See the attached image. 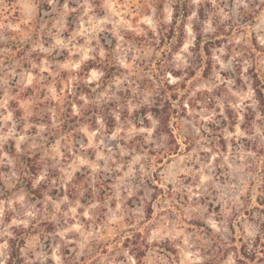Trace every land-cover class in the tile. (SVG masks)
I'll use <instances>...</instances> for the list:
<instances>
[{
	"label": "rangeland",
	"instance_id": "obj_1",
	"mask_svg": "<svg viewBox=\"0 0 264 264\" xmlns=\"http://www.w3.org/2000/svg\"><path fill=\"white\" fill-rule=\"evenodd\" d=\"M188 1L0 0V264H264V0Z\"/></svg>",
	"mask_w": 264,
	"mask_h": 264
},
{
	"label": "trees",
	"instance_id": "obj_2",
	"mask_svg": "<svg viewBox=\"0 0 264 264\" xmlns=\"http://www.w3.org/2000/svg\"><path fill=\"white\" fill-rule=\"evenodd\" d=\"M189 6H190L189 1L184 0V2L180 3V5H177L176 8L179 12V10H181L182 7V9L184 10V15L187 16L189 15L188 13L190 10ZM200 44L201 43L198 42V46H200ZM206 52L210 54L209 49H206ZM91 64L93 63H90L86 68H84V71H89L90 69L96 67V65H91ZM104 71H106V68H104ZM102 83L103 84L105 83L104 80ZM94 86H96L95 83L81 82L80 84H76V87L68 93V100L65 105L66 110L63 115V123L61 127L56 131L55 135L60 133L63 129L66 128L74 129L75 127L78 126L80 121L96 122L98 115H101L102 118L104 119L108 118L109 116V119L108 121H106V124L110 128L115 127L116 118L114 115H112V113H110L111 110L110 106L114 105V101H110L111 103H107V100L99 102L95 96V93L99 91V89L93 90L91 87ZM255 92L257 96L256 99L259 101L260 104L264 105V92L259 87V85H256ZM83 95L86 96L87 99L89 100L88 104L84 103V99L82 98ZM154 100H155L154 105L152 106L143 105L141 107L142 113H144V120L148 121L146 111L151 112L152 115L158 121L159 134L165 133V134L173 135V132L169 124L171 119V108H172L170 102L168 101L167 98H163L161 94H157ZM75 106L79 107V111L76 112L74 110ZM154 188L156 189L157 193L163 191V189L158 186H154ZM123 246L129 248V250L134 255V257L140 260L145 255L146 248L149 246V242L144 240L142 238L141 233L138 232V233H134L131 236L125 237L123 241ZM20 248L21 247L17 245L12 246L10 261L22 260Z\"/></svg>",
	"mask_w": 264,
	"mask_h": 264
}]
</instances>
